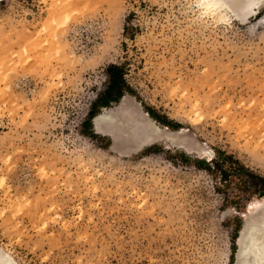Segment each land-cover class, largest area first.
Segmentation results:
<instances>
[{
	"label": "rangeland",
	"instance_id": "rangeland-1",
	"mask_svg": "<svg viewBox=\"0 0 264 264\" xmlns=\"http://www.w3.org/2000/svg\"><path fill=\"white\" fill-rule=\"evenodd\" d=\"M246 2L225 20L201 0L0 2V264L253 263L237 240L264 214V9ZM112 65L119 103L179 124L150 117L175 142L122 156L90 130Z\"/></svg>",
	"mask_w": 264,
	"mask_h": 264
},
{
	"label": "bare ground",
	"instance_id": "bare-ground-1",
	"mask_svg": "<svg viewBox=\"0 0 264 264\" xmlns=\"http://www.w3.org/2000/svg\"><path fill=\"white\" fill-rule=\"evenodd\" d=\"M201 1L206 5L204 6L206 12L215 14L221 20L227 18L226 11L230 9L227 6V0ZM258 8L251 9L246 14L249 15ZM93 127L97 134L109 137L112 142L111 151L122 156L139 153L145 147L160 141H176L175 132L172 133L167 128L157 124L128 97H124L116 109L106 108L95 115ZM184 149L187 153H191L186 147ZM237 245L240 250L238 253L240 263L248 260L245 255L252 251L254 256L252 264H264V214L262 219L257 221L245 219ZM2 259L3 264H13L6 257H2Z\"/></svg>",
	"mask_w": 264,
	"mask_h": 264
},
{
	"label": "trees",
	"instance_id": "trees-1",
	"mask_svg": "<svg viewBox=\"0 0 264 264\" xmlns=\"http://www.w3.org/2000/svg\"><path fill=\"white\" fill-rule=\"evenodd\" d=\"M120 70L121 68L117 65H112L108 68V73L110 77L109 85L104 93V96L98 97V99L92 104L93 107L95 104H101L104 107H110L112 102L118 103L124 96V90L122 91L123 77ZM128 91L129 93H131L129 89ZM95 113L96 110H94V108L91 109L89 112V117L92 118ZM147 113L150 115L151 118H153L155 121H158L163 126L169 128H176L179 126V124L169 121L167 117L156 115L151 109H148Z\"/></svg>",
	"mask_w": 264,
	"mask_h": 264
},
{
	"label": "snow or ice",
	"instance_id": "snow-or-ice-1",
	"mask_svg": "<svg viewBox=\"0 0 264 264\" xmlns=\"http://www.w3.org/2000/svg\"><path fill=\"white\" fill-rule=\"evenodd\" d=\"M201 7L206 6L203 3L200 5ZM245 13L249 12L251 9L260 7L264 9V0H247V2L241 6ZM264 207V199L260 201H254L253 203L248 205V210L252 211L253 208H262Z\"/></svg>",
	"mask_w": 264,
	"mask_h": 264
},
{
	"label": "crops",
	"instance_id": "crops-1",
	"mask_svg": "<svg viewBox=\"0 0 264 264\" xmlns=\"http://www.w3.org/2000/svg\"><path fill=\"white\" fill-rule=\"evenodd\" d=\"M112 103H115V102H112ZM119 103V102H118ZM117 103V104H118ZM94 108V110H96V113L94 114V116L95 115H97L98 113H100L101 112V110L103 109V108H107V107H104V106H102L101 104H95L94 105V107L92 106V109ZM94 116H92V118H90L89 119V124H90V130L93 132V133H95V131H94V127H93V122H92V120H93V117ZM95 134H97V133H95Z\"/></svg>",
	"mask_w": 264,
	"mask_h": 264
}]
</instances>
